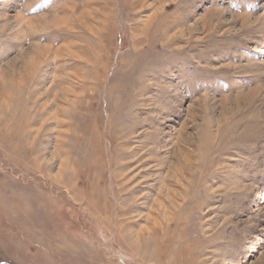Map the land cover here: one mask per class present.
Segmentation results:
<instances>
[{
  "label": "rangeland",
  "instance_id": "obj_1",
  "mask_svg": "<svg viewBox=\"0 0 264 264\" xmlns=\"http://www.w3.org/2000/svg\"><path fill=\"white\" fill-rule=\"evenodd\" d=\"M0 264H264V0H0Z\"/></svg>",
  "mask_w": 264,
  "mask_h": 264
}]
</instances>
